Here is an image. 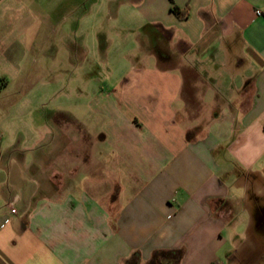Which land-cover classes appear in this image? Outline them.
<instances>
[{
  "label": "crops",
  "instance_id": "0c3cea01",
  "mask_svg": "<svg viewBox=\"0 0 264 264\" xmlns=\"http://www.w3.org/2000/svg\"><path fill=\"white\" fill-rule=\"evenodd\" d=\"M128 4L104 33L136 43L108 72L127 76L95 112L105 131L62 125L56 166L53 132L1 130L0 264H244L250 235L261 251L264 0ZM10 85L0 74V115L21 106L1 101Z\"/></svg>",
  "mask_w": 264,
  "mask_h": 264
},
{
  "label": "rangeland",
  "instance_id": "374dc122",
  "mask_svg": "<svg viewBox=\"0 0 264 264\" xmlns=\"http://www.w3.org/2000/svg\"><path fill=\"white\" fill-rule=\"evenodd\" d=\"M135 15L128 0H2L0 43L5 45L6 59L0 62V74L11 85L1 101L15 100L21 105L20 112L7 106L0 115L3 143L7 141L1 131L5 127L19 132L22 142L29 140L30 131L43 134V142L45 133L53 132L47 138L48 150L54 151L56 166H61L62 125L72 131V120H80L90 136L105 131L107 121L95 112L103 108L104 96L127 76L119 80L121 73L108 72L115 66L117 72L127 69L126 54L133 52L136 43L104 33L115 19ZM256 241L261 251L253 250L250 235L235 260L264 263V240Z\"/></svg>",
  "mask_w": 264,
  "mask_h": 264
},
{
  "label": "trees",
  "instance_id": "16d2710c",
  "mask_svg": "<svg viewBox=\"0 0 264 264\" xmlns=\"http://www.w3.org/2000/svg\"><path fill=\"white\" fill-rule=\"evenodd\" d=\"M171 11L181 20H184L188 17V13L181 11L179 8H177L175 5L172 6Z\"/></svg>",
  "mask_w": 264,
  "mask_h": 264
},
{
  "label": "built area",
  "instance_id": "2783aa9c",
  "mask_svg": "<svg viewBox=\"0 0 264 264\" xmlns=\"http://www.w3.org/2000/svg\"><path fill=\"white\" fill-rule=\"evenodd\" d=\"M255 15H256V17H258V18H264V8L263 9H257L256 11H255ZM9 207L11 208V212L13 213V214H16V209L14 208V202H12V203H10L9 204Z\"/></svg>",
  "mask_w": 264,
  "mask_h": 264
}]
</instances>
